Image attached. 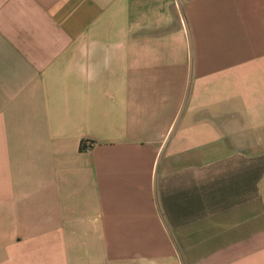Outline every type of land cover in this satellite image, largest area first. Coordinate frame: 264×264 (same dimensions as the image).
I'll return each mask as SVG.
<instances>
[{"label":"crops","instance_id":"crops-1","mask_svg":"<svg viewBox=\"0 0 264 264\" xmlns=\"http://www.w3.org/2000/svg\"><path fill=\"white\" fill-rule=\"evenodd\" d=\"M0 264H264V0H0Z\"/></svg>","mask_w":264,"mask_h":264},{"label":"rangeland","instance_id":"rangeland-1","mask_svg":"<svg viewBox=\"0 0 264 264\" xmlns=\"http://www.w3.org/2000/svg\"><path fill=\"white\" fill-rule=\"evenodd\" d=\"M90 145H91V142L89 141V144L88 145H85V142H84V145L83 146L88 148Z\"/></svg>","mask_w":264,"mask_h":264},{"label":"built area","instance_id":"built-area-1","mask_svg":"<svg viewBox=\"0 0 264 264\" xmlns=\"http://www.w3.org/2000/svg\"><path fill=\"white\" fill-rule=\"evenodd\" d=\"M88 144H89V141H86V142H85V145H88Z\"/></svg>","mask_w":264,"mask_h":264},{"label":"trees","instance_id":"trees-1","mask_svg":"<svg viewBox=\"0 0 264 264\" xmlns=\"http://www.w3.org/2000/svg\"><path fill=\"white\" fill-rule=\"evenodd\" d=\"M84 145V144H83Z\"/></svg>","mask_w":264,"mask_h":264}]
</instances>
